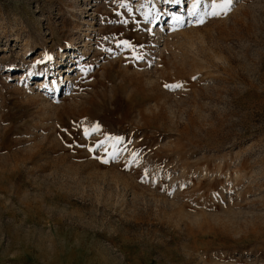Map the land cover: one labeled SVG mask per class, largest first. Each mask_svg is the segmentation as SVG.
<instances>
[{
    "label": "rangeland",
    "instance_id": "374dc122",
    "mask_svg": "<svg viewBox=\"0 0 264 264\" xmlns=\"http://www.w3.org/2000/svg\"><path fill=\"white\" fill-rule=\"evenodd\" d=\"M0 264H264V0H0Z\"/></svg>",
    "mask_w": 264,
    "mask_h": 264
},
{
    "label": "snow or ice",
    "instance_id": "6c2138e0",
    "mask_svg": "<svg viewBox=\"0 0 264 264\" xmlns=\"http://www.w3.org/2000/svg\"><path fill=\"white\" fill-rule=\"evenodd\" d=\"M231 2H232V0H225V6H226V5H230ZM216 14H218V13H213V15H216ZM88 134H89L88 131L85 130V135L87 136Z\"/></svg>",
    "mask_w": 264,
    "mask_h": 264
}]
</instances>
